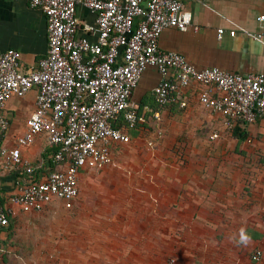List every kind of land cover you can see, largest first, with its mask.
Masks as SVG:
<instances>
[{
    "label": "crops",
    "instance_id": "0c3cea01",
    "mask_svg": "<svg viewBox=\"0 0 264 264\" xmlns=\"http://www.w3.org/2000/svg\"><path fill=\"white\" fill-rule=\"evenodd\" d=\"M180 2L198 30H164L160 50L182 55L196 69L264 73V46L242 32L264 27L257 20L264 16V0ZM76 17L77 36L95 41L94 15L78 5ZM47 48L41 10L30 0H0V55L14 50L26 73L37 70ZM159 80L154 68L143 72L129 101L138 116L130 143L113 146L108 165L81 171L73 206L66 210L53 201L42 212L18 213L9 220L11 232L33 230L46 215L66 218L59 235L68 237L69 264H167L170 258L176 264H264V121L236 122L229 130L222 117L199 105L206 87L197 84L159 107L153 99ZM36 93L32 88L6 103L3 147L13 148L24 133ZM53 150L44 135L20 148L41 177L64 167L54 162ZM20 178H27L24 168L6 170L0 158L4 206L15 208ZM10 231L0 232L1 242ZM241 231L250 237L246 245L236 243ZM255 250L262 252L256 263L250 260Z\"/></svg>",
    "mask_w": 264,
    "mask_h": 264
},
{
    "label": "built area",
    "instance_id": "2783aa9c",
    "mask_svg": "<svg viewBox=\"0 0 264 264\" xmlns=\"http://www.w3.org/2000/svg\"><path fill=\"white\" fill-rule=\"evenodd\" d=\"M78 5L87 8L95 21L96 40L77 36ZM46 19L48 48L32 72L19 71L18 54L0 55V158L3 168H24L27 178L15 181L14 207L0 203V232L18 213H39L53 201L66 210L78 198V177L84 169L111 162V148L130 142L129 130L138 116L130 96L143 72L154 68L160 80L153 99L163 107L191 84L205 86L199 105L223 118L231 130L236 122L264 121V73L239 74L219 68L196 69L182 55L159 49L161 33L174 28L186 32L192 26L180 0H30ZM264 21V16L257 18ZM196 26L193 31H197ZM264 46V27L259 33L242 30ZM223 29H218L220 37ZM229 35L233 37L235 30ZM36 88L35 110L26 120L25 131L13 148L1 145L8 123L6 103ZM181 107L185 103L180 104ZM44 135L57 148L54 162L64 167L45 177L21 157L20 148ZM255 250L250 260L259 262ZM167 264H176L170 258Z\"/></svg>",
    "mask_w": 264,
    "mask_h": 264
},
{
    "label": "rangeland",
    "instance_id": "374dc122",
    "mask_svg": "<svg viewBox=\"0 0 264 264\" xmlns=\"http://www.w3.org/2000/svg\"><path fill=\"white\" fill-rule=\"evenodd\" d=\"M148 102L153 104L151 97ZM149 147L155 148L153 144ZM65 221L64 217L46 215L38 219L33 230L19 231L17 235L11 232L4 243L0 241V264H69L68 237L59 235L63 234Z\"/></svg>",
    "mask_w": 264,
    "mask_h": 264
},
{
    "label": "clouds",
    "instance_id": "9594fccd",
    "mask_svg": "<svg viewBox=\"0 0 264 264\" xmlns=\"http://www.w3.org/2000/svg\"><path fill=\"white\" fill-rule=\"evenodd\" d=\"M230 239H234L230 237ZM250 241V237L247 236L243 231H241L239 239L236 241L238 244H247Z\"/></svg>",
    "mask_w": 264,
    "mask_h": 264
},
{
    "label": "trees",
    "instance_id": "16d2710c",
    "mask_svg": "<svg viewBox=\"0 0 264 264\" xmlns=\"http://www.w3.org/2000/svg\"><path fill=\"white\" fill-rule=\"evenodd\" d=\"M131 133H132V131H129V132H128V135H129V137H130V141H131V136H132ZM129 143H130V142H129ZM129 143H128V144H129ZM128 144H125V145H128ZM53 148H54V150L52 151V158H53V160H54V156H55V153H56V151H57V148H55V147H53ZM78 189H79V188H78ZM7 230H8V232H9V231H10V227H8ZM10 232H11V231H10ZM10 234H11V233H9V234L7 233L6 235L8 236V235H10ZM4 240H5V239H3L2 243H4ZM172 259H174V258H172ZM174 260H175V259H174Z\"/></svg>",
    "mask_w": 264,
    "mask_h": 264
}]
</instances>
